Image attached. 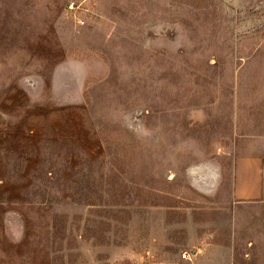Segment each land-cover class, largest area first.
Returning a JSON list of instances; mask_svg holds the SVG:
<instances>
[{"label": "rangeland", "instance_id": "374dc122", "mask_svg": "<svg viewBox=\"0 0 264 264\" xmlns=\"http://www.w3.org/2000/svg\"><path fill=\"white\" fill-rule=\"evenodd\" d=\"M252 160L261 196L236 201ZM192 238L264 264V0H0V264Z\"/></svg>", "mask_w": 264, "mask_h": 264}, {"label": "crops", "instance_id": "0c3cea01", "mask_svg": "<svg viewBox=\"0 0 264 264\" xmlns=\"http://www.w3.org/2000/svg\"><path fill=\"white\" fill-rule=\"evenodd\" d=\"M256 160L238 161L234 169L233 198L239 202L254 201L262 192V174ZM190 262L181 259V254L172 255L158 264H232V257L220 250V242H206L191 239L186 243ZM147 263V264H149Z\"/></svg>", "mask_w": 264, "mask_h": 264}, {"label": "built area", "instance_id": "2783aa9c", "mask_svg": "<svg viewBox=\"0 0 264 264\" xmlns=\"http://www.w3.org/2000/svg\"><path fill=\"white\" fill-rule=\"evenodd\" d=\"M76 7V2L75 1H70L68 3V9L73 10ZM181 259L187 262H190V255L187 252H183L181 254ZM149 264H158V263H149Z\"/></svg>", "mask_w": 264, "mask_h": 264}, {"label": "water", "instance_id": "95a60500", "mask_svg": "<svg viewBox=\"0 0 264 264\" xmlns=\"http://www.w3.org/2000/svg\"><path fill=\"white\" fill-rule=\"evenodd\" d=\"M205 166V165H204ZM204 166H202V167H204ZM218 181H219V179H218ZM218 181H217V179H216V183L215 184H217L218 183Z\"/></svg>", "mask_w": 264, "mask_h": 264}]
</instances>
